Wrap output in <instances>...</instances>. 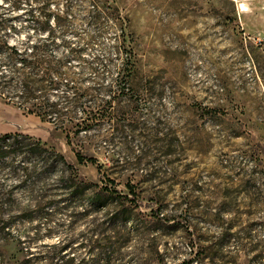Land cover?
<instances>
[{"label": "rangeland", "instance_id": "374dc122", "mask_svg": "<svg viewBox=\"0 0 264 264\" xmlns=\"http://www.w3.org/2000/svg\"><path fill=\"white\" fill-rule=\"evenodd\" d=\"M14 2L0 0V14L61 13L71 5L75 17L64 40L87 49L89 62H111V72L99 77L81 74L79 59L68 62L67 79L106 109L101 125L80 131L70 145L62 130L0 100V138L41 140L74 168L29 155L0 160V206L11 209L28 258L264 264V0ZM102 11L118 20L90 17ZM121 43L127 54L114 53ZM75 152L97 164H80ZM28 180L35 182L31 193ZM130 190L138 211L154 217L92 233ZM39 206L38 217L22 214ZM5 252L22 259L16 242Z\"/></svg>", "mask_w": 264, "mask_h": 264}, {"label": "trees", "instance_id": "16d2710c", "mask_svg": "<svg viewBox=\"0 0 264 264\" xmlns=\"http://www.w3.org/2000/svg\"><path fill=\"white\" fill-rule=\"evenodd\" d=\"M21 1L15 0L14 7H20ZM58 12L40 8L37 13L31 12L25 15L0 14V100L39 118L42 123L52 125L55 130H62L70 145L73 136L78 135L80 131H90L96 123L101 125L106 109L105 103L97 96L89 100L88 90H83L78 84L67 79L72 73L68 62L72 58L79 59L82 66L80 73L95 77L111 72V62L104 60V57L101 59L100 56L94 57L92 62H89L85 57L87 49L73 46L64 40L65 32L71 28L75 14L71 5L66 11ZM90 17L96 21L106 18L118 20L115 15L105 11ZM16 22L20 25L16 26ZM122 50L128 53L124 43L114 46L113 51L118 54ZM125 66L123 65L121 72H124ZM91 89L96 94L105 91L102 87ZM75 154L80 164L85 162L97 164L93 157L87 158L81 152ZM20 155L41 158L46 162H60L67 169H74L67 164L60 152L47 147L41 140H35L24 134H7L0 138V160L14 159ZM21 169L24 173H28V176L32 174L28 166H23ZM12 170L15 175L20 172L16 166H12ZM28 181L26 183H30ZM34 183L29 184L27 192H33ZM2 195L0 193V198ZM119 199L120 202L114 209L106 210L104 220L92 230V233L103 234L113 231L109 228L110 225L125 226L129 222L137 225L140 216L147 219L150 216L154 217L153 213L148 215L138 211L140 204L133 190L128 194L120 193ZM42 211L43 208L39 206L26 208L22 214H28L26 217L32 218V215L40 216ZM47 211L43 216L49 221L57 213L56 206L53 210ZM10 213V208H5L4 204L0 206V221H2L0 222V264H75V258L64 261L60 253L46 254L32 262L25 253H29L28 247H22L25 243L22 241L21 231L11 224ZM35 230L39 233L41 225L37 224ZM12 242L20 246V252L23 253L21 260L9 257L5 252V248Z\"/></svg>", "mask_w": 264, "mask_h": 264}, {"label": "crops", "instance_id": "0c3cea01", "mask_svg": "<svg viewBox=\"0 0 264 264\" xmlns=\"http://www.w3.org/2000/svg\"><path fill=\"white\" fill-rule=\"evenodd\" d=\"M14 109H16V108H14ZM15 111H17V110H15ZM13 114H14V113H13ZM7 124H8L9 126H11L9 122L5 123L6 126H7ZM3 129H4V130H7V129H8V132H16V131H19L18 128H16L15 130H11V129H9V128H5V126L3 127Z\"/></svg>", "mask_w": 264, "mask_h": 264}]
</instances>
